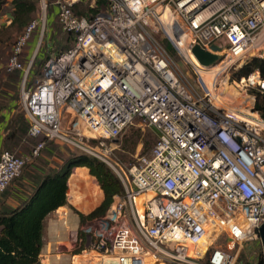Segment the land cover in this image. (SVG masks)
<instances>
[{
  "label": "built area",
  "instance_id": "2783aa9c",
  "mask_svg": "<svg viewBox=\"0 0 264 264\" xmlns=\"http://www.w3.org/2000/svg\"><path fill=\"white\" fill-rule=\"evenodd\" d=\"M39 3L6 67L22 72L28 135L41 140L28 154L1 151L0 193L53 142L104 162L124 188L105 215L70 229L71 264H240L243 245L264 224V121L252 103L248 112L217 105L215 92L195 87L156 34L199 71L217 65L216 90L228 83V69L264 60V0H53L73 44L50 51L30 86L48 32L47 3ZM33 34L26 65L20 55ZM219 39L227 41L221 58L200 66L190 47L210 51ZM261 75L255 69L240 82L264 92ZM136 119L156 140L128 175L107 142Z\"/></svg>",
  "mask_w": 264,
  "mask_h": 264
},
{
  "label": "trees",
  "instance_id": "16d2710c",
  "mask_svg": "<svg viewBox=\"0 0 264 264\" xmlns=\"http://www.w3.org/2000/svg\"><path fill=\"white\" fill-rule=\"evenodd\" d=\"M8 1L11 2V8H13V10L9 18V23L0 26V34L3 31L5 33V39H2L0 36V66L3 64L1 53L6 49V53L10 54V58L17 40L23 35L32 20L37 18L35 16L38 12L39 0ZM51 2H53V0ZM4 4L5 0H0V8ZM101 4H103V2H99V5ZM58 24L60 32L65 36V40L63 39V41H60L57 38V41L54 43L59 46V51H63L72 46L73 39L70 34L62 31L59 22ZM11 29L20 32V35H18L13 44L10 45V40H12L14 35L13 31H10ZM34 34L29 41H31L32 37L34 38ZM158 39L170 55L174 56L175 59L180 58L178 52L168 38H160L158 36ZM20 61L24 64L28 62V51L26 52L25 47H23L20 55ZM40 65L41 63L39 60L37 66ZM6 66L7 63L5 65L6 73L0 75V88L7 87L15 91L14 89L20 83L22 72L20 70L7 71ZM41 69L38 75H40ZM255 69H259L260 73L264 75L263 59H252L239 70V76H247ZM31 70L32 66L29 75L32 72ZM36 77L34 76V72H32L28 82L30 86L33 85ZM254 93L255 102L253 110L257 111L264 121V92L255 90ZM11 99L15 101L14 96ZM28 126L29 124L24 116L23 110L22 113H19L16 117H12L7 127L8 132L4 137V147L2 151L5 150L7 144H12V142L19 137L20 133L26 134ZM39 139L41 140V138ZM46 144L43 149L46 147ZM75 167H84L88 174L94 178L103 195L101 202L86 215L70 206L78 215L80 222H83L87 218L105 215L113 202L114 196H122L124 194V188L120 179L104 162L87 154H73L56 170L45 174L39 180L33 192H31L18 206L11 207L0 204V264H42L40 254L44 243V219L49 213L68 204V178L71 169ZM81 259L82 256H75L72 258V262L81 263ZM240 260L241 259H239V263L241 264ZM256 264H264V257H259Z\"/></svg>",
  "mask_w": 264,
  "mask_h": 264
},
{
  "label": "rangeland",
  "instance_id": "374dc122",
  "mask_svg": "<svg viewBox=\"0 0 264 264\" xmlns=\"http://www.w3.org/2000/svg\"><path fill=\"white\" fill-rule=\"evenodd\" d=\"M51 1L52 0H46L47 4L45 7V11L48 16V32L46 38L44 39V44L40 47L37 56L35 58V61L32 64L31 71L34 72L35 77L38 75L41 66L44 62V59L46 58L48 53L50 51L57 52L60 50V49L58 50L59 46L56 45L54 42L57 41V38L60 41H63L65 37L64 34L60 32V27L56 17V9ZM11 7H12L11 2L5 0V4L0 8V26L3 24L4 25L8 24L5 22L3 15L7 13H11L13 10V8ZM86 9L87 6L84 5V9L82 8V11ZM41 12L42 11L40 9V3L38 2V12L35 17H38L41 14ZM2 18L3 20H1ZM10 31L11 32L13 31L14 34L12 40H10V45H11L13 44L17 36L20 35V32H16V30L14 29H11ZM4 34H5L4 31L1 32L0 34L2 39H5ZM158 36L160 38L162 37L168 38L163 31H160L158 35L156 34L157 38ZM33 39L34 38L32 37L31 41H28L24 46L26 52L28 51V53H30L31 55L33 54L35 48V43H33L34 41ZM9 55H10L9 53L8 54L6 53V49H4V51L1 53V59L3 61V64L0 66V75L6 73L5 65L8 62ZM172 57L174 58V56ZM258 58L263 59L261 57ZM39 60L41 65L37 66ZM175 60L178 62V65L181 68V70L184 72V74L188 77V80L195 87H197L202 92L216 93V90L214 89L213 77L210 85L206 82L205 74L207 73V71H201V70L199 71L198 69L193 67L190 60L184 59L183 57H180L179 59L176 58ZM25 64L27 65V63ZM245 65L246 63H242L238 67L235 66L228 69L223 75L224 80L228 79V82L230 84H233L234 86H235L234 82L240 83L241 78H243V76H239V70ZM32 72L30 73L28 80L30 79ZM253 72L254 71H252L250 74H252ZM40 75H38L36 79L40 77ZM28 82H26V84H28ZM14 90L15 91L10 90V88L7 87L0 88V106L2 105H4V107L8 106L7 104L14 96L15 99L14 102L16 104V112L13 117H16L19 113H22V108L20 104V95H19V85ZM236 90L238 92V95H236L235 97V100L237 101L236 104L244 107L246 110L249 111V106L251 105L250 104L251 101L254 107V102H255L254 91L257 90L256 87H251V88H247L244 86L242 88L236 87ZM39 140H40L39 138H31L28 135V130H27L26 134L20 133L19 137L16 138L12 142V144H7L5 150L10 151L17 156L28 154L30 150L39 142ZM155 140H156V134L153 128L145 125L140 119H136L135 121H133L132 124H130L128 127L125 128L122 134L118 138H116L114 142L108 141L107 143L110 147L113 148V155L117 158L123 170L129 175L128 173L129 168L133 164L138 163V159L140 157L146 156L150 153V150ZM77 153H78L77 151L71 150L68 147L56 143H47L46 147L41 150L40 156L34 159L33 161H31L30 163H28L24 167L20 176L17 177L11 183V185L8 187L6 191L0 194V197L7 196V193L11 186H19L24 190L29 191L27 188L28 186L26 184L25 185L22 184V176L27 175L29 170H32V166H44L45 168H47L49 172H51L56 170L58 167H60L67 158ZM107 167H109L117 175V173L113 168H111L108 165ZM75 170H78V172H75L74 175H71V173L73 172V168L71 169V173H70L71 176L69 179V195H68L69 202L75 201L74 204L78 208L84 209V211L89 210L92 206L97 204L95 202L98 201L99 195L101 196V191L99 190V188H97L98 184L95 182L94 178L91 177L86 172L85 169L84 170L77 169L75 167ZM84 174L87 176V178H85ZM81 193H83L84 196H80ZM259 257H264V251L259 237L254 238L253 240H249L247 243H245L239 254V259H241L240 260L241 264H253L259 259Z\"/></svg>",
  "mask_w": 264,
  "mask_h": 264
},
{
  "label": "crops",
  "instance_id": "0c3cea01",
  "mask_svg": "<svg viewBox=\"0 0 264 264\" xmlns=\"http://www.w3.org/2000/svg\"><path fill=\"white\" fill-rule=\"evenodd\" d=\"M10 15L11 13H7L3 15L6 23H9ZM1 20H3V18ZM33 40H34L33 43H35V38ZM30 55L31 54L28 53V57ZM7 105L8 106L5 107L4 105L0 106V153L4 147V137L8 132L7 130L8 124L16 112V104L12 99L9 101ZM76 168L83 170L85 169L84 167H76ZM75 172H78V170H75V168H73V172L71 173V175H74ZM47 173H49V171L44 166H32V170H29L27 175L22 176V184L23 185L26 184L28 186L27 188L29 191H26L19 186H11L9 188L7 196L0 197V204L11 207L18 206L23 200L27 198V196L31 192H33L39 180ZM70 176L68 178V193H67L68 204L61 206L55 211L49 213L44 219V230H43L44 243L40 254V260L43 264H71V254L68 252L67 249L68 233L71 228L73 229L78 225L79 219H78V215L70 208V206L74 207L75 209L86 215L92 209H94L102 200L103 195L101 192V196L99 195L98 201L95 202L97 204L92 206L89 210H85V211L84 209H80L77 206H75L74 204L75 201L69 202L68 195H69ZM84 176L85 178H87L85 174ZM97 188H99V186ZM80 196H84V194L81 193Z\"/></svg>",
  "mask_w": 264,
  "mask_h": 264
},
{
  "label": "water",
  "instance_id": "95a60500",
  "mask_svg": "<svg viewBox=\"0 0 264 264\" xmlns=\"http://www.w3.org/2000/svg\"><path fill=\"white\" fill-rule=\"evenodd\" d=\"M227 46V41L225 39H219L210 45V51L203 49L199 43H194L190 47V53L196 62L203 67H212L221 58L218 51ZM259 238L264 251V224L259 228Z\"/></svg>",
  "mask_w": 264,
  "mask_h": 264
},
{
  "label": "bare ground",
  "instance_id": "6f19581e",
  "mask_svg": "<svg viewBox=\"0 0 264 264\" xmlns=\"http://www.w3.org/2000/svg\"><path fill=\"white\" fill-rule=\"evenodd\" d=\"M175 34H177V31L175 29ZM218 70V66H214L212 70L207 71L205 74L206 82L210 85L212 82V77L214 76V73ZM243 82V81H242ZM244 85L240 83H235V86L233 84H230L229 82H225L223 87L216 88V93L214 95L215 103L219 106L226 107L228 109H239V110H246L244 107L239 106L237 101L235 100L236 95H238V92L236 90V87L242 88ZM235 100V101H234ZM251 104V101H250ZM154 264H161V263H154Z\"/></svg>",
  "mask_w": 264,
  "mask_h": 264
}]
</instances>
